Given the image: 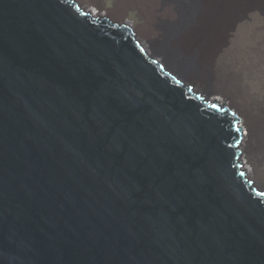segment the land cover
Segmentation results:
<instances>
[{"label":"water","instance_id":"1","mask_svg":"<svg viewBox=\"0 0 264 264\" xmlns=\"http://www.w3.org/2000/svg\"><path fill=\"white\" fill-rule=\"evenodd\" d=\"M238 131L132 33L0 0V264H264Z\"/></svg>","mask_w":264,"mask_h":264},{"label":"bare ground","instance_id":"2","mask_svg":"<svg viewBox=\"0 0 264 264\" xmlns=\"http://www.w3.org/2000/svg\"><path fill=\"white\" fill-rule=\"evenodd\" d=\"M58 1L60 4L75 7L79 15L86 19L106 24L117 31L132 34L133 31L128 25H132L134 22L129 18H124L123 13L125 14L126 9L135 8L143 21L139 24H133L136 29L134 33L138 39L133 34L134 48L143 49L147 60L154 64L155 69L167 73L178 88L184 90L194 99L202 104L209 103L210 109L213 111L219 113L229 112L230 117L238 121L239 131L237 134H242L240 120L233 110L226 106L220 107L211 103L185 82L187 79L196 88H204L198 68L188 71L184 69L181 63L172 62L173 60L169 59V55L165 51L158 49L157 53L160 61L149 54L144 46L151 49L153 42L164 36L169 46L176 47L185 56H195L194 62L203 67L208 62L212 45H216L219 34L221 35L223 28L226 26V21L233 16V12L239 9V14L238 12L237 14L240 15L244 9L252 8L249 6L255 5L256 2H250L251 0H193L192 8L189 9V18L185 21L181 30L174 34L165 35L157 26L158 20L169 23L180 21L177 3L186 4L183 0H179V2H177L178 0H116L113 9H106L95 0L92 2L80 0L85 7L91 8V12L89 9H82L73 0ZM102 14L115 19L120 18L127 25L116 24ZM243 17V15H240L239 20ZM139 41L142 44L144 43V46ZM221 70L223 75L217 71L215 85L209 89L206 88V94L211 99L221 103L229 101L228 104L240 115L242 126L246 130V136L243 137L242 135V149L241 152L239 151V157L241 158L237 168H243L248 188H254L253 195L264 198V193L257 190L247 177L250 174L260 186L264 187V94L256 98L239 92L235 73H230V70L225 67Z\"/></svg>","mask_w":264,"mask_h":264},{"label":"rangeland","instance_id":"3","mask_svg":"<svg viewBox=\"0 0 264 264\" xmlns=\"http://www.w3.org/2000/svg\"><path fill=\"white\" fill-rule=\"evenodd\" d=\"M75 1L82 9L91 8L85 7L80 0ZM92 2L93 0H88ZM101 6L106 9H113L114 3L116 0H95ZM181 1V0H180ZM186 4L177 3L179 6L177 9L179 11L180 21H174L172 23L165 22L163 20H158L157 26L162 30V32L167 34H174L181 30L185 21L189 18L190 8H192L193 0H183ZM179 2V0L177 1ZM250 2H256L255 5H251L244 9L240 15L244 17L239 20V9H236L233 12V16L226 21V26L223 28L221 35L217 39L216 45H212V50L209 54V59L206 65L201 67L194 62L195 56H185L183 55L176 47L169 46L166 38L163 36L156 39L151 45V49L146 48L141 41H139L146 51L159 59L157 50H163L169 55V59L173 60L172 62L181 63L184 69L188 71L199 69V72L202 76L203 87L198 89L189 82H185L192 86L197 92L201 93L206 97L211 103L219 105L220 107L226 106L229 107L237 115L240 120V126L242 128L243 137L246 136V130L243 128L241 123L240 115L235 111V109L228 104L229 101L219 102L211 99L206 94V88H210L215 85V74L218 72L222 74L221 68L225 67L230 70V73H235L238 80L239 92L249 95L251 97H261L264 94V0H251ZM260 5V6H256ZM92 6V5H90ZM96 12V11H95ZM238 12V14H237ZM237 14L236 18L235 15ZM104 17L108 18L116 24H126L122 19L111 18L108 15L102 14ZM124 18L131 19L134 23H142L143 18L137 13L135 8L126 9L125 14L123 13ZM237 20V21H236ZM128 25L133 34L135 25ZM127 25V24H126ZM135 38L137 39L136 35ZM138 40V39H137ZM213 56L211 57V55ZM196 58V57H195ZM160 60V59H159ZM161 61V60H160ZM198 63V62H197ZM242 147L240 148V150ZM241 152V151H240ZM241 157H239L240 159ZM243 166V165H242ZM246 173V170L244 168ZM248 179L252 182L255 188L264 193V187L260 186L254 180V177L250 174L247 176Z\"/></svg>","mask_w":264,"mask_h":264}]
</instances>
